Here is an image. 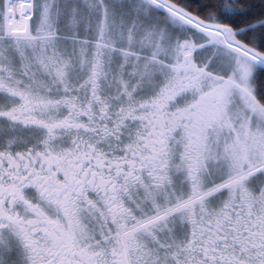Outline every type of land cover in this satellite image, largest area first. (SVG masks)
<instances>
[{
  "label": "snow or ice",
  "instance_id": "snow-or-ice-1",
  "mask_svg": "<svg viewBox=\"0 0 264 264\" xmlns=\"http://www.w3.org/2000/svg\"><path fill=\"white\" fill-rule=\"evenodd\" d=\"M0 264H264V0H0Z\"/></svg>",
  "mask_w": 264,
  "mask_h": 264
}]
</instances>
